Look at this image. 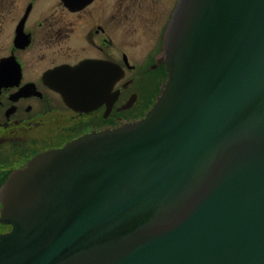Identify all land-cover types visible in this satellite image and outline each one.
Here are the masks:
<instances>
[{
  "label": "water",
  "instance_id": "obj_1",
  "mask_svg": "<svg viewBox=\"0 0 264 264\" xmlns=\"http://www.w3.org/2000/svg\"><path fill=\"white\" fill-rule=\"evenodd\" d=\"M147 115L3 193L0 264H264V0H181Z\"/></svg>",
  "mask_w": 264,
  "mask_h": 264
},
{
  "label": "flooded vegetation",
  "instance_id": "obj_2",
  "mask_svg": "<svg viewBox=\"0 0 264 264\" xmlns=\"http://www.w3.org/2000/svg\"><path fill=\"white\" fill-rule=\"evenodd\" d=\"M180 2L0 0V218L8 182L33 159L147 115Z\"/></svg>",
  "mask_w": 264,
  "mask_h": 264
}]
</instances>
